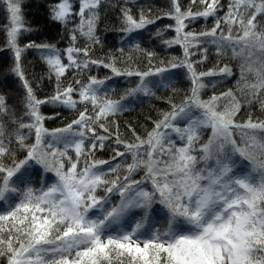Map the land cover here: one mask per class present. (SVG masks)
I'll list each match as a JSON object with an SVG mask.
<instances>
[{
    "label": "snow or ice",
    "instance_id": "snow-or-ice-1",
    "mask_svg": "<svg viewBox=\"0 0 264 264\" xmlns=\"http://www.w3.org/2000/svg\"><path fill=\"white\" fill-rule=\"evenodd\" d=\"M46 7L63 49L0 0V264H264V0Z\"/></svg>",
    "mask_w": 264,
    "mask_h": 264
},
{
    "label": "trees",
    "instance_id": "trees-1",
    "mask_svg": "<svg viewBox=\"0 0 264 264\" xmlns=\"http://www.w3.org/2000/svg\"><path fill=\"white\" fill-rule=\"evenodd\" d=\"M150 2H154L157 6H161L164 3V0H150ZM24 3V13L25 19L29 22L30 26L33 28H38L39 33H33L32 36L28 37L29 39H34L36 42H46L56 44L59 48L63 49L67 46V38L64 35L63 28L58 25L52 23L47 18V5L51 3V0H23ZM168 23V21H165ZM210 23V22H209ZM5 24V16L2 9H0V27H3ZM196 28L204 27V22H200L195 25ZM101 32L106 35L107 41L109 45L116 44L118 45V41L120 39L119 36L113 35L112 33V22L111 18L106 20L103 24L100 25ZM4 40V35L0 34V91L5 89H10L13 87L18 88L19 85L15 81L14 78L5 79L3 73L7 68L8 64L11 62V56L9 53L5 52L3 49L5 45L2 43ZM178 52H170L169 56L179 55ZM35 53L26 54L27 61L34 62ZM27 69V73L31 76L32 72L40 73L42 68L39 63H33L32 65L25 64ZM95 74V73H94ZM98 74L100 76H104L107 73V70H99ZM119 81L118 92L116 95H119L120 91L126 86L120 78H116ZM51 85L45 87L43 89L44 93H50ZM180 87H185V85H180ZM152 101H144L143 103L133 102L129 104L130 112L126 113L123 116L124 121H140L143 123V117L147 116L150 112V109L153 107ZM46 114H53V110L51 107L47 108ZM63 115L65 117L70 116L69 113L64 112ZM154 115V113H153ZM61 125V121L57 120L55 122H49L47 126L49 127H58Z\"/></svg>",
    "mask_w": 264,
    "mask_h": 264
}]
</instances>
